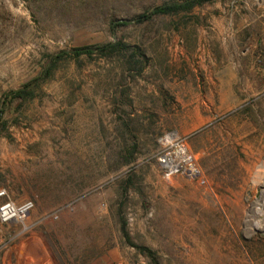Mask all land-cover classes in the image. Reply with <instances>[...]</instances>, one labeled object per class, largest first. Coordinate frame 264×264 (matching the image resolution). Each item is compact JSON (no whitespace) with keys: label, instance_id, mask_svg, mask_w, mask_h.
<instances>
[{"label":"rangeland","instance_id":"obj_1","mask_svg":"<svg viewBox=\"0 0 264 264\" xmlns=\"http://www.w3.org/2000/svg\"><path fill=\"white\" fill-rule=\"evenodd\" d=\"M165 1L116 0L117 16ZM98 12L0 0V189L35 204L0 223V264H264V0L114 29ZM118 41L44 78L51 55Z\"/></svg>","mask_w":264,"mask_h":264},{"label":"trees","instance_id":"obj_2","mask_svg":"<svg viewBox=\"0 0 264 264\" xmlns=\"http://www.w3.org/2000/svg\"><path fill=\"white\" fill-rule=\"evenodd\" d=\"M213 0H168L160 4H151L146 9L137 14L131 15L127 19H120L117 15L120 11L119 4L116 0H93L94 7L99 9L98 14L102 17H105L109 20L111 28L119 26H127L129 24L143 25V24H152L157 18L164 16H174L181 12L188 13L193 10L198 5H202L206 2H211ZM114 2V3H113ZM127 46L124 42L118 41L115 43H106L101 45H90V46H81L74 48L71 52L66 50L61 51L57 54L50 56L51 64L45 69L44 78L49 77L53 70L55 69L57 63L67 56L79 58L82 55H87L92 57L94 54L101 56H110L112 54H119L127 51ZM38 79V78H37ZM34 87H29V84L25 85L24 88L10 92L9 100L13 99H27L33 94ZM5 109L0 110V124L3 122ZM136 143L124 150L123 156L125 157V164L132 163L134 160V151ZM129 182V180H128ZM126 190V187H124ZM124 228V226H123ZM125 229V228H124ZM138 249L142 253H147L149 257L155 262L153 252L148 248L139 247Z\"/></svg>","mask_w":264,"mask_h":264},{"label":"built area","instance_id":"obj_3","mask_svg":"<svg viewBox=\"0 0 264 264\" xmlns=\"http://www.w3.org/2000/svg\"><path fill=\"white\" fill-rule=\"evenodd\" d=\"M165 158L162 160L165 162ZM165 164V163H164ZM183 167L182 161L179 162V166L176 170ZM187 174L191 177L198 176L199 170L189 165L185 167ZM35 204L32 200H24L22 202H16L12 200L5 189H0V223L4 225H12L15 223L24 222L34 210Z\"/></svg>","mask_w":264,"mask_h":264},{"label":"bare ground","instance_id":"obj_4","mask_svg":"<svg viewBox=\"0 0 264 264\" xmlns=\"http://www.w3.org/2000/svg\"><path fill=\"white\" fill-rule=\"evenodd\" d=\"M168 139L171 141V142H175L178 138V135L176 133H171L169 134L168 136ZM184 148H181V149H178L177 151V154L173 156V160L178 164L181 160H182V157L184 155ZM166 163V162H165ZM166 165V164H165ZM171 169V168H170ZM261 188V187H260ZM262 188H261V191H260V197L259 199H261L262 197ZM252 211V210H251Z\"/></svg>","mask_w":264,"mask_h":264},{"label":"water","instance_id":"obj_5","mask_svg":"<svg viewBox=\"0 0 264 264\" xmlns=\"http://www.w3.org/2000/svg\"><path fill=\"white\" fill-rule=\"evenodd\" d=\"M261 191V190H260Z\"/></svg>","mask_w":264,"mask_h":264}]
</instances>
